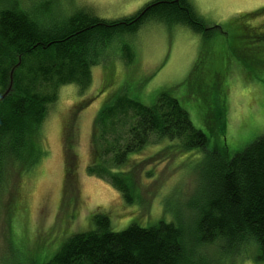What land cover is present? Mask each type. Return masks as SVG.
Here are the masks:
<instances>
[{"label":"rangeland","instance_id":"obj_1","mask_svg":"<svg viewBox=\"0 0 264 264\" xmlns=\"http://www.w3.org/2000/svg\"><path fill=\"white\" fill-rule=\"evenodd\" d=\"M14 1L0 0V6ZM21 1L25 6L32 4V12L46 19L82 11L114 21L135 15L154 0ZM185 2L205 27L214 28L206 46L202 36L182 24L143 19L134 34L116 37L103 58L97 57L82 93L74 85L58 89L34 137L37 159L28 169L11 174L8 186L0 191V264H27L45 250L56 252L54 246L66 235L93 229L90 217L97 213L109 218L114 232L130 224L144 228L176 217L192 240L193 215L187 207L199 186V151H183L177 143L150 138L123 170L132 194L129 205L107 180L86 173L96 115L105 101L124 90L146 105L158 94L168 93L186 103L192 124L202 129L196 112L203 115L212 110L216 90L201 82L209 80L208 72L220 50L230 60L228 88L224 108L214 110L213 119L218 121L211 124L216 129L211 144H219L223 133L228 153L233 155L264 135V0ZM249 13L256 15L241 17ZM236 24L245 34L233 29ZM122 43L129 49L131 64L122 57ZM191 74L194 93L188 83ZM194 248L193 257L185 256V264H262L252 244L228 249L217 240Z\"/></svg>","mask_w":264,"mask_h":264},{"label":"trees","instance_id":"obj_2","mask_svg":"<svg viewBox=\"0 0 264 264\" xmlns=\"http://www.w3.org/2000/svg\"><path fill=\"white\" fill-rule=\"evenodd\" d=\"M31 5L16 0L0 6V191L8 186L11 174L28 169L37 159L34 137L58 89L74 85L82 93L90 83V68L116 37L134 34L143 19L182 24L202 36L204 46L214 30L204 26L185 0H154L135 15L114 21L89 17L82 11L46 19L33 13ZM233 29L245 34L237 24ZM124 44L119 50L131 64ZM229 66L227 53L218 51L209 80L201 82L216 90L212 110L203 115L196 112L204 130L192 124L186 103L165 92L146 105L124 90L127 94L104 102L94 121L86 173L107 180L128 205L132 194L123 170L150 138L202 154L199 186L187 207L193 215L192 240L176 217L168 222L156 220L144 228L130 224L114 232L109 218L97 213L90 217L93 229L66 235L54 246L55 253L45 250L27 264H185V256H194L193 247L217 240L228 249L254 245L257 259L264 264V135L233 155L228 153L223 133L219 144H211L216 135L211 124L218 121L213 119L214 110L224 108ZM188 83L194 93L192 74ZM220 127L224 132L225 121Z\"/></svg>","mask_w":264,"mask_h":264},{"label":"flooded vegetation","instance_id":"obj_3","mask_svg":"<svg viewBox=\"0 0 264 264\" xmlns=\"http://www.w3.org/2000/svg\"><path fill=\"white\" fill-rule=\"evenodd\" d=\"M171 2V1H170ZM165 3H167V2H165Z\"/></svg>","mask_w":264,"mask_h":264},{"label":"water","instance_id":"obj_4","mask_svg":"<svg viewBox=\"0 0 264 264\" xmlns=\"http://www.w3.org/2000/svg\"><path fill=\"white\" fill-rule=\"evenodd\" d=\"M175 1H177V0H175Z\"/></svg>","mask_w":264,"mask_h":264}]
</instances>
